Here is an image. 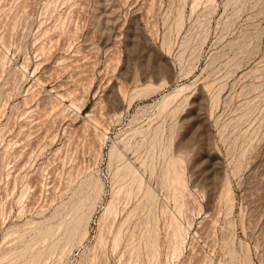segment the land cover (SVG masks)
Listing matches in <instances>:
<instances>
[{
    "label": "rangeland",
    "instance_id": "374dc122",
    "mask_svg": "<svg viewBox=\"0 0 264 264\" xmlns=\"http://www.w3.org/2000/svg\"><path fill=\"white\" fill-rule=\"evenodd\" d=\"M0 264H264V0H0Z\"/></svg>",
    "mask_w": 264,
    "mask_h": 264
},
{
    "label": "bare ground",
    "instance_id": "6f19581e",
    "mask_svg": "<svg viewBox=\"0 0 264 264\" xmlns=\"http://www.w3.org/2000/svg\"><path fill=\"white\" fill-rule=\"evenodd\" d=\"M181 90H183V88H181ZM167 98H168V96H167ZM164 99H166V98H164ZM134 172V171H133ZM134 173H136V172H134ZM133 176V175H132ZM178 176V175H177ZM177 180V179H176ZM133 182V181H132ZM142 182V181H141ZM177 184V183H176ZM180 184V183H179ZM230 195V194H229Z\"/></svg>",
    "mask_w": 264,
    "mask_h": 264
}]
</instances>
